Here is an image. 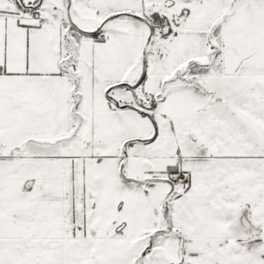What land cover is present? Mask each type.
<instances>
[{"label": "snow or ice", "instance_id": "1", "mask_svg": "<svg viewBox=\"0 0 264 264\" xmlns=\"http://www.w3.org/2000/svg\"><path fill=\"white\" fill-rule=\"evenodd\" d=\"M0 264H264V0H0Z\"/></svg>", "mask_w": 264, "mask_h": 264}]
</instances>
